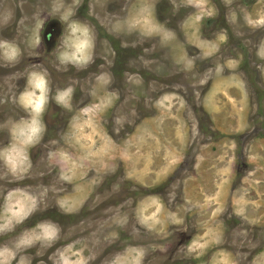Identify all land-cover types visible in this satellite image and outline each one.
Instances as JSON below:
<instances>
[{"label": "rangeland", "instance_id": "rangeland-1", "mask_svg": "<svg viewBox=\"0 0 264 264\" xmlns=\"http://www.w3.org/2000/svg\"><path fill=\"white\" fill-rule=\"evenodd\" d=\"M1 4L20 21L30 71L54 62L30 36L50 20L72 36L61 63L95 57L101 70L87 77L88 103L57 93L51 120L68 125L51 185L21 184L45 78L21 95L20 120L40 122L20 125L12 152L20 189L1 209L0 264H264V0ZM72 68L59 81L75 85Z\"/></svg>", "mask_w": 264, "mask_h": 264}, {"label": "flooded vegetation", "instance_id": "flooded-vegetation-1", "mask_svg": "<svg viewBox=\"0 0 264 264\" xmlns=\"http://www.w3.org/2000/svg\"><path fill=\"white\" fill-rule=\"evenodd\" d=\"M5 13H7V9L4 5L1 4L0 79L5 77H13L12 75H14L15 82L12 87L8 85V90L11 92L5 90L7 94L5 98H3L4 100H0V105L4 108L3 112L0 111V189H7L0 198V213L2 207H4L6 204L5 198L7 199L9 197L8 191L13 192L14 190L20 189V182L19 185L11 184V182H13L14 180L18 181V177H12V152L15 151L16 147L20 145V125L21 127H23V125H26L27 131L33 133L32 125L38 124L40 122V120H34V123H32V120H20L25 119L24 116H28L26 112H24L23 114L20 113V107L22 106L20 103L21 95L27 91H34V87H32V85L35 83L36 74H39L42 78H45L44 89L46 91V97L44 106L46 110H44V114L41 117L42 127H40V129L38 128V136L34 137L33 140H28L27 146L24 149V153H26L27 163L25 165L24 171L27 176L24 177L23 175L22 178L26 179V181L21 184L27 183L29 185H34L36 184L35 182H38L43 186L51 185L52 182H54L56 176L54 168L56 160L53 158L55 155L54 152L58 146H61L60 134H62L61 132L64 126L68 125V123H65V125L64 123H62L61 125L57 126L54 120H51L53 118L52 110L57 107V93L61 91H67L68 89L70 90V92H72V97L76 98L80 94V96L85 97L83 103H88L89 91H85L84 87L88 82L89 76L91 74L96 75L101 70V67L97 65V63H95V57L93 58L92 63L89 65L82 64V66L71 63L66 65L61 63L58 57L62 56L63 49V52L65 53L66 47L68 45L67 42L72 39V36H70V32H66L67 29L61 26L60 23L56 22V20H50L40 28H38V30H36V32L34 33L32 28L30 36L38 34V38H36L35 40L44 47L46 53L54 55V57L52 58V60L54 59V62L53 64H51L43 61V63L41 64L39 61L37 62L38 64H36L37 66H39V69H37L36 72L30 71L28 68V66L30 65V63L28 62L31 61L28 60L31 59L30 56L23 58L20 57V55L23 56L28 53L25 48L20 47V21H7L4 17ZM78 28L81 31L83 26L78 25ZM25 40L28 41L31 39ZM12 46H14L18 51L16 58L12 57L13 55L10 56L9 54L10 48H14ZM127 50H129L130 52L132 48ZM129 57H131V55H129ZM61 61L65 62L62 58ZM72 66L80 68V74L77 77H80L81 79L77 81L75 85H72L71 83H69V81H59V76L61 75L67 76L68 78L72 77ZM121 67H123L122 63ZM117 68L118 63H116L115 67H113V71L116 72ZM55 72L57 73V75H55ZM7 73H11V75ZM1 83L2 81H0V84ZM0 88H2V86ZM71 99H69V101ZM68 117H70L69 114ZM28 127H30V130ZM29 136H31V133L29 134ZM58 136L59 139H57ZM56 143L58 144V146H56ZM34 173H38V176H36ZM47 212L57 213V211L53 209H50ZM17 228L11 233L16 232ZM18 235L20 236V233Z\"/></svg>", "mask_w": 264, "mask_h": 264}, {"label": "clouds", "instance_id": "clouds-1", "mask_svg": "<svg viewBox=\"0 0 264 264\" xmlns=\"http://www.w3.org/2000/svg\"><path fill=\"white\" fill-rule=\"evenodd\" d=\"M83 47H84L83 45H79L77 50H78V51H82V50H83ZM41 86H42V85H41ZM36 107L39 108V107H40V104L38 103V104L36 105ZM32 131L35 132L36 129L33 128Z\"/></svg>", "mask_w": 264, "mask_h": 264}, {"label": "bare ground", "instance_id": "bare-ground-1", "mask_svg": "<svg viewBox=\"0 0 264 264\" xmlns=\"http://www.w3.org/2000/svg\"><path fill=\"white\" fill-rule=\"evenodd\" d=\"M82 53V52H81ZM39 98V97H38ZM38 98H37V101H38ZM42 99V98H41ZM40 99V100H41ZM38 103V102H37ZM40 104V103H39ZM40 118V117H39ZM36 126H37V124H36ZM33 128H35V125L33 126ZM40 128V127H39ZM36 129H37V127H36ZM35 133V132H34ZM39 134V133H38ZM27 149V148H26ZM25 168V167H24Z\"/></svg>", "mask_w": 264, "mask_h": 264}]
</instances>
